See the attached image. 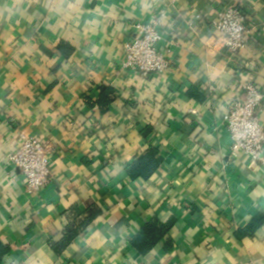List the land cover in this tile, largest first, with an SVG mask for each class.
Returning <instances> with one entry per match:
<instances>
[{"label": "crops", "instance_id": "crops-1", "mask_svg": "<svg viewBox=\"0 0 264 264\" xmlns=\"http://www.w3.org/2000/svg\"><path fill=\"white\" fill-rule=\"evenodd\" d=\"M225 7L253 28L235 55L214 26ZM156 19L170 66L143 78L122 46ZM249 82L264 95V0H0L2 264H264V222L244 233L264 218V164L231 155L223 122ZM21 133L53 147L37 195L9 160ZM149 147L162 164L132 181ZM153 220L173 223L141 255L132 241Z\"/></svg>", "mask_w": 264, "mask_h": 264}, {"label": "built area", "instance_id": "built-area-1", "mask_svg": "<svg viewBox=\"0 0 264 264\" xmlns=\"http://www.w3.org/2000/svg\"><path fill=\"white\" fill-rule=\"evenodd\" d=\"M214 26L223 38L226 50L233 55L243 51L251 40L253 28L246 14L239 8L219 9ZM133 28L132 37L122 46V67L143 78L166 72L170 62L166 56L168 51L158 47L163 35L159 20L136 22ZM263 104L264 95L249 82L242 86L241 99L223 115V122L232 141L233 157L245 154L252 162L264 164V125L260 119ZM52 152L53 147L40 139L20 134L19 143L9 160L24 175L25 192L28 195L39 194L48 184Z\"/></svg>", "mask_w": 264, "mask_h": 264}, {"label": "trees", "instance_id": "trees-1", "mask_svg": "<svg viewBox=\"0 0 264 264\" xmlns=\"http://www.w3.org/2000/svg\"><path fill=\"white\" fill-rule=\"evenodd\" d=\"M113 94L112 89L102 88L99 104L102 107L107 106L112 99L109 96ZM162 157L159 151L154 147H149L144 152L138 154L132 163L126 167V172L132 181L149 180L152 175L160 168ZM264 222V218L258 216L245 230V234H253L257 228ZM173 222L162 224L158 220L147 223L133 239L132 245L141 255L147 254L169 231ZM74 231H68L64 239L59 243L57 249L65 248L73 239ZM9 253V248L0 242V264L2 259Z\"/></svg>", "mask_w": 264, "mask_h": 264}]
</instances>
